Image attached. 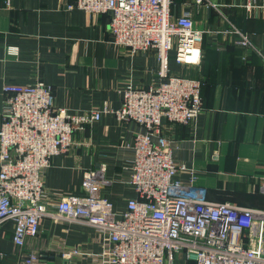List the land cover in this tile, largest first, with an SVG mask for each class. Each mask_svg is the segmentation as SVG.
<instances>
[{
    "label": "crops",
    "instance_id": "0c3cea01",
    "mask_svg": "<svg viewBox=\"0 0 264 264\" xmlns=\"http://www.w3.org/2000/svg\"><path fill=\"white\" fill-rule=\"evenodd\" d=\"M217 7L193 0H174L175 17L188 12L203 31L199 64L170 61L172 76L203 82V111L193 125L163 120L177 163L195 168V184L208 199L264 209V0H211ZM76 0H0V128L3 89L7 83L49 84L56 105L74 114L118 109L129 86L150 89L159 83L154 52L132 53L110 33V14L90 15L69 9ZM247 38L248 46L240 44ZM17 49L11 55L10 49ZM145 128L121 122L113 114L78 131L69 153L55 156L46 171V188L54 195H83L85 171L107 166L113 184L104 190L118 212L137 197L129 185L134 152L128 143ZM185 181L188 176H184ZM57 198V197H56ZM15 223L0 231V264H25L30 254L38 264H90L65 260L79 247L98 251V232L83 224L40 222V234L23 249L13 242ZM92 264H96L93 262ZM174 264H195L184 253Z\"/></svg>",
    "mask_w": 264,
    "mask_h": 264
},
{
    "label": "built area",
    "instance_id": "2783aa9c",
    "mask_svg": "<svg viewBox=\"0 0 264 264\" xmlns=\"http://www.w3.org/2000/svg\"><path fill=\"white\" fill-rule=\"evenodd\" d=\"M193 1L217 7L211 0ZM173 4L174 0H76L68 5L90 15L110 14L116 43L132 53L156 55L159 83L150 89L127 87L118 109L74 114L56 105L53 87L42 81L4 85L0 231L8 221L14 222L18 248L40 234L42 219H50L98 232V251L75 247L63 253L68 261L79 257L90 264H174L184 253L195 264H264V209L209 200L207 190L195 184V168L177 163L176 146L163 133L164 119L193 125L203 111V82L172 76L170 70L171 58L178 64L200 63L203 31L188 12L175 17ZM240 44L248 46L249 41L244 37ZM17 53L10 49L11 55ZM261 56L264 59V47ZM103 114L145 128L127 145L134 152L128 183L137 197L121 212L104 195L113 184L105 164L85 171L83 195H53L46 188L51 159L69 153L74 134ZM39 261L40 255L30 254L25 264Z\"/></svg>",
    "mask_w": 264,
    "mask_h": 264
},
{
    "label": "trees",
    "instance_id": "16d2710c",
    "mask_svg": "<svg viewBox=\"0 0 264 264\" xmlns=\"http://www.w3.org/2000/svg\"><path fill=\"white\" fill-rule=\"evenodd\" d=\"M223 202V201H222ZM224 202H226V201H224Z\"/></svg>",
    "mask_w": 264,
    "mask_h": 264
}]
</instances>
